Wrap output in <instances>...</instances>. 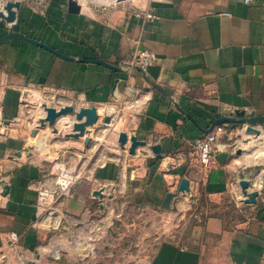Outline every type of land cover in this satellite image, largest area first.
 I'll list each match as a JSON object with an SVG mask.
<instances>
[{
  "label": "crops",
  "instance_id": "1",
  "mask_svg": "<svg viewBox=\"0 0 264 264\" xmlns=\"http://www.w3.org/2000/svg\"><path fill=\"white\" fill-rule=\"evenodd\" d=\"M136 7L156 18L137 17ZM16 14L14 23L0 18V39L13 30L75 61L20 38L0 47V264L5 250L16 244L12 233L25 252L34 250L41 238L36 202L43 172L39 162L23 153L28 142L20 120L24 91L61 93L88 100L89 107L129 100L120 106L131 118L129 130L123 131L161 147L164 159L144 147L134 156L123 155L124 164L119 159L103 163L102 152L95 151L92 178H87L94 186L104 176L117 183L122 176L127 189L161 205L184 178L191 192L203 190L212 198L238 188L242 180L251 181L224 136L216 166L208 172L199 166L193 143L213 121L236 117L237 111L264 117V0H132L103 11L85 7L77 15L68 12V0H50L43 11L21 3ZM138 49L157 57L145 71L128 67ZM96 59L121 70L88 62ZM17 153L22 157L12 158ZM78 154L69 150L65 156ZM262 196L260 191L264 200ZM90 199L79 186L64 211L82 212ZM242 227L229 228L223 218L212 216L195 236L202 240L204 232L217 238L218 246L164 242L149 264H207L209 251L218 258L214 264H264V222L254 218Z\"/></svg>",
  "mask_w": 264,
  "mask_h": 264
},
{
  "label": "rangeland",
  "instance_id": "2",
  "mask_svg": "<svg viewBox=\"0 0 264 264\" xmlns=\"http://www.w3.org/2000/svg\"><path fill=\"white\" fill-rule=\"evenodd\" d=\"M100 1L81 0L83 4L87 2L85 7L92 11L113 9L120 5ZM1 2L3 7L5 3L3 0ZM33 92L38 94L39 99L27 96L21 107L20 120L26 126L24 131L28 139L22 152L27 156L30 154L32 160L40 163L43 172L40 182L45 185L54 183L56 175L53 168L64 164L80 175L72 194L80 186L92 200L88 201L82 212L69 214L64 211L63 205L72 198H61L54 213L49 209L39 219L41 238L34 250L25 252L17 243L11 244L5 250L3 264H149L164 242L197 248L204 241L205 245L218 246V239L204 232L202 240L195 236L196 229L204 231L207 220L212 216L223 218L227 227L235 229L244 228L242 226L253 222L254 218L264 222V200L259 199L260 191L264 199V124L258 126L262 136L259 139L246 133L247 125L231 126L223 135L230 144L232 155L244 167L243 176L250 177V189L244 191L238 185V188L231 187L229 192L217 198L208 196L203 190L179 194L169 208H164V203L156 204L143 196L142 192L127 189V180L122 176L120 183L104 176L102 181L95 183L96 186L87 179L92 175L90 169L94 158L91 160L90 157L95 151L102 152L103 163L119 159L124 164L123 155H131L128 146L122 149L117 140L120 131L129 130L131 118L126 115L127 110L120 107L124 103L130 104L129 100L126 99L121 105L109 102L93 106L100 114L98 123L88 125L84 136L78 138L74 129L78 122L74 116H65L60 124L59 120L54 126L48 123L44 125L45 105L60 108L69 104L79 110L89 107L86 106L88 100L69 98L61 93L45 94L39 89H33ZM33 92L31 90L30 94ZM107 116L112 118L110 125L104 123ZM32 128L38 132L33 134ZM145 147L157 158L151 146ZM140 148L144 147H139L137 152ZM69 150L80 154L66 158ZM254 191H258L259 196L254 198V203L246 204L244 200L248 201ZM217 259L211 251L204 256L207 264H214Z\"/></svg>",
  "mask_w": 264,
  "mask_h": 264
},
{
  "label": "water",
  "instance_id": "3",
  "mask_svg": "<svg viewBox=\"0 0 264 264\" xmlns=\"http://www.w3.org/2000/svg\"><path fill=\"white\" fill-rule=\"evenodd\" d=\"M20 6H21L20 2L9 1L5 3L3 7H0V18H2L8 23H14L16 20V16H17L16 10ZM68 12L71 14H76V15L80 14L82 12V6L76 0H68ZM13 38L23 39L35 46L41 47L53 53L54 55L64 60L75 61L74 58H70L60 53L59 51L49 47L46 44H43L32 38H28L25 35L15 32L13 30H11L6 36L0 39V47L5 43L10 42ZM88 62L96 63L98 65H102L112 70H117V71L121 70L120 67H117L101 59L89 60ZM139 70L142 71V69H139ZM152 85L156 89L160 90L161 92H164V90L159 85L155 83H152ZM45 111H46V116H45L44 125L48 123L50 126H54L58 122V120H60L61 118L68 116V115L74 116L76 118V121L78 122L75 124V128H74L76 130L78 138L84 136V131L88 125L95 126V124L98 123V117L95 114V109L92 107H81L79 110H77L73 105H69V104H66L65 106L61 108H56V107L45 105ZM111 122H112V118L110 116H107L104 120V123L106 125H110ZM226 124L247 125L248 127L246 129V133L249 134V136L254 135L256 139H259V137L261 136V131L258 128V126L261 124H264V117H254V116L247 117L244 111L243 112L237 111L236 117H221L213 121L212 126L208 130H205L204 132L208 133L212 131L214 127L220 126V125H226ZM37 132H38L37 130H34L33 134H36ZM118 142L122 149H125L128 146V150L131 155H135L139 147L147 146L146 141L139 140L138 137L135 135L130 136L125 131L120 132L119 137H118ZM151 150L153 151L157 159H164V155L162 154L161 147L154 145V146H151ZM16 157L21 158L22 153H17ZM12 158H15V157H12ZM172 164H173L172 161L167 162L168 167L172 166ZM240 184L244 191H247L248 189L251 188V182L249 180H242ZM185 193H191L190 181L186 178L182 179V181L180 182L178 191L176 193H168L166 195V198L164 200V205H163L164 208H169L173 199L178 198L179 194H185ZM251 196H250V199H248V201L244 200L246 204L254 203L255 202L254 198H257L259 196V192L254 191Z\"/></svg>",
  "mask_w": 264,
  "mask_h": 264
},
{
  "label": "built area",
  "instance_id": "4",
  "mask_svg": "<svg viewBox=\"0 0 264 264\" xmlns=\"http://www.w3.org/2000/svg\"><path fill=\"white\" fill-rule=\"evenodd\" d=\"M50 0H13V2L28 3L33 8L43 11ZM82 6V11L85 8L87 2L83 5L81 0H76ZM132 0H108V2H103L105 4L115 3H127ZM102 2V0L100 1ZM247 4L251 3L252 0H245ZM103 3V4H104ZM135 14L137 17H143L146 19H154L156 15L148 10H144L141 7H136ZM157 60L156 55L147 49H138L131 60L128 63L130 69H142L147 70L155 64ZM31 91H24L21 97V104H25V98L27 96H34L36 92L31 93ZM65 106V105H63ZM62 106V107H63ZM61 108V107H60ZM36 125H39L38 123ZM226 125H220L213 128L212 131L205 133L203 136L196 138L193 143V148L197 154L200 166L205 172L210 171L216 166V155L218 153V143L220 138L226 133ZM53 173L56 175V180L50 185H45L44 183L40 186L38 190V198L36 202L39 219L44 215L46 211L50 209V212L54 213L55 207H57L59 200L61 198H72V190L74 185L80 179V175H77L74 171L67 168L66 165L61 164L53 168ZM90 178V177H88ZM92 178V175H91ZM93 180V179H92ZM52 213H50L51 216ZM11 242L17 243L19 237L17 234H11Z\"/></svg>",
  "mask_w": 264,
  "mask_h": 264
},
{
  "label": "bare ground",
  "instance_id": "5",
  "mask_svg": "<svg viewBox=\"0 0 264 264\" xmlns=\"http://www.w3.org/2000/svg\"><path fill=\"white\" fill-rule=\"evenodd\" d=\"M102 1H103V0H102ZM104 2H108V0H104ZM83 5H84V4H83ZM34 99H35V100H38V99H39L38 94H36V95L34 96ZM95 112H97V117H99V115H100V114L98 113L99 111H95ZM61 120H62V119H61ZM60 122H61V121H60ZM261 137H262V136H261ZM254 138H255V136H254ZM255 139H256V138H255ZM250 157H251V156H250ZM252 157H253V156H252ZM254 157H255V156H254Z\"/></svg>",
  "mask_w": 264,
  "mask_h": 264
}]
</instances>
